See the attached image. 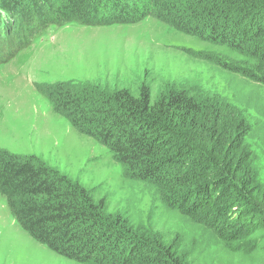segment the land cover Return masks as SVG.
Instances as JSON below:
<instances>
[{"label": "trees", "instance_id": "1", "mask_svg": "<svg viewBox=\"0 0 264 264\" xmlns=\"http://www.w3.org/2000/svg\"><path fill=\"white\" fill-rule=\"evenodd\" d=\"M148 17L227 48L245 61L211 62L264 88V0H0V52L8 49L7 62L50 27ZM39 87L77 133L109 150L124 180L147 185L160 207L209 233L235 264H264L263 121L185 88L152 102L147 86L137 94L85 83ZM0 195L27 235L78 264H216L196 238L110 212L93 189L32 155L0 150Z\"/></svg>", "mask_w": 264, "mask_h": 264}, {"label": "rangeland", "instance_id": "2", "mask_svg": "<svg viewBox=\"0 0 264 264\" xmlns=\"http://www.w3.org/2000/svg\"><path fill=\"white\" fill-rule=\"evenodd\" d=\"M196 36L194 31L173 30L162 20L148 17L136 24L50 27L7 62L3 59L8 49L4 48L0 52L4 61L0 65V150L20 158L35 156L93 189L98 199L108 201L110 212L145 226L177 230L196 238L216 264H235L209 233L160 207L147 185L124 180L122 166L109 150L77 133L53 110L48 89L39 87L44 83H85L127 88L137 94L147 86L152 102L162 92L185 88L196 97L212 95L236 103L264 122V88L210 59L235 66L245 60ZM0 264L78 263L27 235L0 195Z\"/></svg>", "mask_w": 264, "mask_h": 264}]
</instances>
